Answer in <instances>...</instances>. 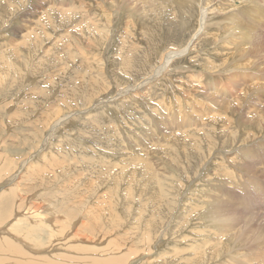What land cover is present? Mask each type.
<instances>
[{
  "label": "rangeland",
  "instance_id": "rangeland-1",
  "mask_svg": "<svg viewBox=\"0 0 264 264\" xmlns=\"http://www.w3.org/2000/svg\"><path fill=\"white\" fill-rule=\"evenodd\" d=\"M111 1L4 0L0 3V229L3 228L0 239L12 241L21 234L17 238H23L22 243L27 241L25 244L33 248L48 249L57 242L54 239L57 227L60 237H66V246L55 245L60 250L51 253L54 258H58V253L70 255L78 251L83 258L90 255L104 258L112 255L103 251L110 248L115 254L113 259H120V264H264L258 258L232 261L234 251L244 258L250 247L235 240L219 244L224 235L217 237L215 233L223 232L222 226L202 216L212 201L207 195L211 190L221 196L219 205L228 214L237 215L240 221L245 218L250 227H253V214L263 203L255 198L249 186L244 189L228 183L224 189L216 187L220 167L231 172L236 180L234 145L223 147L219 137L205 139L202 131L194 132L196 126L199 130L204 127L207 115H213V111L202 115L203 106L206 108L208 104L203 88L219 82L224 90H230L241 83V88L245 86L252 92L260 86L262 78L256 77L260 73L255 75L251 67L253 58L248 56L237 62L244 70L233 71L229 67L233 72L227 75L226 70L210 69L209 75L217 80L210 76L207 80L203 72L207 71L205 56L210 53L206 54V50L227 40L222 38L227 33L214 26L219 20L209 19L205 32L194 39L192 50L173 59L160 73L162 76H155L153 65L160 62L161 53L181 48L200 27L196 5L184 6L187 12L183 14L177 5L181 0H164L173 4V9L163 6L162 11L155 10L156 7L152 11L151 8L147 18L141 11V1L133 10L127 6L132 0ZM63 6L70 9L61 12L58 8ZM110 13L114 23L108 20ZM25 34L24 40L20 38ZM170 34L176 37L169 38ZM180 35L184 40H180ZM17 44L18 48H13ZM219 53L223 57H212L217 64L225 57H235L229 48L223 49V53L220 49ZM213 55L216 56L215 52ZM125 58L130 61L139 58L138 62L134 61L138 64L132 66L133 70L125 71L121 66ZM261 69L264 71V66ZM146 76L155 77L146 84L143 83ZM135 85L138 87L133 89ZM70 111L72 114L57 123L59 126L49 138L48 128ZM189 114L198 125L194 121L190 126ZM176 122L182 125L178 127ZM184 129H190L189 133ZM158 147L160 150H156ZM223 150L231 153H219ZM209 151L210 155L203 157ZM254 158L264 165L260 154ZM119 172L124 175H118ZM161 175L168 186H153L145 181ZM11 179L13 184L6 188L5 182ZM35 216L41 218L42 224L35 229L45 233L32 241L23 234L29 223L40 222ZM42 217L53 220L56 227ZM18 218L24 225L17 234L11 233L12 237L6 229ZM72 225H76L73 234L64 235ZM251 229L243 235H249L252 247L255 236H251L254 235ZM5 234L10 238H2ZM22 243L17 240L15 244L18 247L20 244L21 249ZM213 245L218 248L209 250ZM31 251L34 250L29 248L26 252L33 257ZM213 251L217 257L207 258ZM4 253L6 257L2 258L7 261L18 259L7 257L12 254L6 250ZM51 258L56 264L58 260ZM65 258L60 257V262L65 263ZM7 261L5 264L10 263Z\"/></svg>",
  "mask_w": 264,
  "mask_h": 264
},
{
  "label": "bare ground",
  "instance_id": "bare-ground-1",
  "mask_svg": "<svg viewBox=\"0 0 264 264\" xmlns=\"http://www.w3.org/2000/svg\"><path fill=\"white\" fill-rule=\"evenodd\" d=\"M2 1H4V0H0V3ZM139 1H141V4H142V10L141 9L140 10L142 11L143 15H145V17H147V18H149V14L152 13L153 8H155V7H156L155 10H159V11L163 10V6H167V7L171 8V9H173V7H174L173 4H170V2H164V0H137V1L132 0L130 4H127V6L130 5V7L133 10L134 8H136L139 5ZM47 2H45V3L47 4ZM134 2H136V3H134ZM158 2L161 3L159 6H158ZM41 3H43V2H41ZM103 4H104V1H103ZM52 5H54V4H52ZM124 5H125V3H124ZM177 5L180 7V10H181V12L183 14H185L187 12V9L184 6L193 7V5H196L195 9L197 10V13L199 15L198 17H200V27L193 34V37L191 35V37H189V39L186 41V43L182 44L180 46L181 48H179V49H175L174 48L173 50L171 49V50L164 51L163 53H161L160 62L156 63L155 65H153V70L152 71H153V74L155 73V76L159 75L160 73H162V71L167 69L168 68V64L173 59L176 60V57H179L180 55L185 54V53L190 51L194 39L199 38L201 36V34L205 32V27L208 24V22L210 21L209 19H212V20L218 19L219 20L218 22L217 21H216V23L214 22L215 23L214 26L216 25L219 29H221L222 31L224 30L227 33V37H225L224 35H223L224 37H222V35H221V37L223 39H227L228 42H227V40H226V42L223 41V43H221L222 45L218 42L219 44L216 47L214 46L213 48L211 47V49H207L206 50V54L210 53L207 56H205V63H204V65L206 66L207 71L203 72V74L206 73V75L208 77L207 80H209L210 69H212L213 72H216V71H221L222 72V71L226 70L225 74L227 72H230L231 70H233V71L236 70V69L239 70V71L240 70H244L245 69V68H243L244 66L243 67H239V65H237L238 64L237 62H239L240 60H246L248 58V56H251L253 58V64H252L251 67L255 71V75L257 73H260V75H256V77L262 78L261 79L262 82H261L260 86L258 85L257 88L255 87V90L252 89L253 90L252 92H249L245 86H243L241 88L240 87V86H242L241 83H240L239 87H237V84H236L235 86H233L232 89L224 90L222 85L219 82L212 83L211 84L212 87L209 88L208 86H206V84H208L207 81H206V84H204V87L205 86L206 87L203 88L202 92H205V95L207 96L208 104H206V108H205V106H203L204 108H203V111H201V112L203 113L202 115H207V113L210 114L213 111V115H207V119H206L207 123L205 121H203V123L205 122V125H203L204 127H202V129L199 130V128L197 126L194 128V132L202 131L203 134L206 136L205 139H210V138L213 139L214 137H219L220 140L223 143V147H229L231 144L234 145L233 149H235V150H233L232 152L235 151L236 154H234V155H236V156L235 157L233 156L235 158L234 159V163H233V167H234L233 172L235 171V174H236L235 179L236 180L233 179L234 176L232 177V173L231 172H228V171L224 170V168H222V167H220V168L218 167L219 168L218 169L219 178L217 180H215V182H216L215 184H217L216 187H218V188H222L223 187V189H224L226 187V186L224 187V184L226 185L228 183H234L237 187L244 188V189H246V187L249 186V187H251L255 198L262 200V203H263V207L258 209V210H256L255 213L253 214L254 217H253V220H251V223L253 225V227L252 226L251 227L253 229H251V227L247 225V223H246L247 220L245 218H244V220H246V221H244L243 218H242V220H241L242 223H241V221L239 220V217H237V215L228 214L229 212L227 213L226 209H224L223 207H221L219 205V203H221V201H222V200L221 201L219 200V198L221 196L218 195L215 192V190H211V192L209 194H207V195H208V199H211L212 201L209 203L210 206L207 209L204 210L205 214L202 213V216L204 215L205 217L204 216L203 217L206 218L208 221H213V222H216V223H220V225L222 226L223 232H221V233L216 232L215 233L217 237L220 236V235H224L223 236V241L221 243H219V244H223L227 240H235L236 242H240L242 244H245V247H247V246L250 247V250H246L248 252H245L244 258L242 257L241 254L239 255L237 251H234L231 254L232 261H234V262H244V261H246L248 259L254 260L255 258L256 259L258 258L259 262L262 263V261L264 260V257H262V255H264L263 254L264 253L263 252L264 251V228L263 227L261 228V225L264 224V222L261 224L260 221L264 220V165L258 163L256 161V159L254 158V156L256 154H260V156L262 158H264V71H261L262 70L261 69L262 66H264V41H263L264 39H262V38H264V36L262 34V31H264V0H243V1H237V2H234V1L228 2V0H181L180 3L178 2ZM127 6L125 5V8H127ZM131 8H129V9H131ZM151 8H152V11L150 13ZM58 9L61 12H64V11L69 10L70 8H64V6H63V8H58ZM135 10H137V9H135ZM190 11H191V9H190ZM133 12L134 11H132L131 13H133ZM155 13H156V16H157V14H159L158 16H160V12H156L155 11ZM194 13H196V12L194 11ZM133 15H134V13H133ZM175 19H177V18H175ZM108 20H109V22L114 23L113 13L109 14ZM183 20H186V19L184 18ZM210 25L211 24L209 23L208 26H210ZM33 26H34V23H33ZM33 26H30L29 28L32 30ZM177 26L180 27L179 24H177ZM180 32H181V30H180ZM218 32L221 33V31H218ZM20 36H21L20 38H22L24 40L27 35L25 34V35H20ZM168 36H169V38H171V36L176 37L175 34L174 35L170 34ZM180 36H181L180 40H184V36L183 35H180ZM14 37H16V36L14 35ZM13 48L17 49L18 48V44L16 46H14ZM228 48L230 49L231 54L233 53L232 56L235 55V57H232L231 59H228V57L227 58L225 57V58H223L224 60L220 64H217L218 62L214 61L212 59V57H215V59H216V57H223L222 56L223 54L222 55H218V54H220L219 53L220 49H222V53H223V49L228 51ZM131 51H133V48H131ZM211 51H213V53L215 52L216 56L213 55V53H211ZM0 53H2V52H0ZM129 54H131V53H129ZM136 55L138 57V54H136ZM138 60H139V58H136L134 61L138 62ZM134 61L133 60L130 61L129 59L125 58L124 61L122 62L123 64L121 66L124 67L125 71L133 70L134 68L132 66L133 65L135 66V65L138 64L137 62H136L137 64L134 63ZM229 67H230L231 70L229 69ZM187 70H188V68H187ZM195 71H194V73H195ZM233 71H231V73ZM250 71H252V70H250ZM221 75L222 74H220V76ZM155 76H149V77L146 76L147 78H145L143 83L148 84L150 82L149 80L153 79V77H155ZM223 76H224V72H223ZM217 77H219V76H217ZM210 78L212 80L213 79L217 80V78L213 77V75H211ZM195 81H197V80H195ZM195 81H193V83H195ZM199 84H200V82H199ZM251 84L252 83H250V85ZM258 84H259V82H258ZM201 85H203V84H201ZM136 87H138V86L135 85V87H132V88L135 89ZM122 90L119 93H121ZM240 99H242L243 102H241ZM94 105H96V104H94ZM160 107H161V105H160ZM181 109H182V107H181ZM185 109L186 108H184V110ZM187 112H189V111H187ZM80 113H84V112L81 111ZM71 114H72V112L70 111L66 116H63V117L59 118V120H57L55 123L52 124V126L50 128H48V137L49 138H50L51 133L54 131V128L57 126V123H60L61 121L66 120L67 117L70 116ZM169 114L171 116V113H169ZM165 116L167 118V114ZM172 117H173V115H172ZM189 118L191 120V121L189 120L190 126L192 124H195L194 121H196V119L194 120L193 115L192 116L190 115ZM163 120H165V119H163ZM175 120H176V118H175ZM173 124H174V121H173V123H169V124H166V125H167V127H171ZM196 124L198 125L197 121H196ZM175 125L179 127L182 124L176 122ZM186 130L188 132V130H190V129H186ZM186 130L184 129L183 131L186 132ZM163 132H164V130H163ZM181 132H182V130H181ZM176 133L178 134V132H176ZM165 134H167V133H165ZM173 134H175V133H173ZM181 134L177 135V136H181ZM195 135H198V134L195 133ZM168 137H171V135L170 136L168 135ZM200 137H201V135H200ZM164 138H165V136H164ZM166 140H168V138ZM215 140L216 139H214V142H215ZM191 141L194 142V140H191ZM216 141H218V140H216ZM220 142L218 141V143H220ZM45 144H47V142ZM154 144H155V142L152 143L151 145L153 146ZM210 147H211V145H210ZM162 148H164V146ZM135 150H136V148H135ZM156 150H160V148L156 149ZM215 150H216V148H215ZM226 150L220 151L219 153L222 152V154L225 153V155H226V153L228 152L227 154H229L230 151H226ZM199 153H197V154H199ZM210 153H211V151L206 153V156H203V157H207L208 154L210 155ZM231 155H233V154H231ZM222 156H224V155H222ZM228 157H229V155L227 156V158ZM189 158L190 157H188V159ZM224 158H225V156H224ZM200 159H203V158H200ZM144 160L145 159H142V161H144ZM231 162H233V161H231ZM161 164L165 166L164 162H162V161H161ZM206 165L207 166L205 168H208V163ZM228 165H232V164H230L229 161H228ZM161 168L165 169V167L164 168L161 167ZM231 168H232V166H231ZM229 169H230V167H229ZM124 172H119L117 174L118 175H122V174L124 175ZM105 174H107V173H105ZM145 181L148 184H151L153 186H157V185H161V184L164 185V186H168V183L166 182V178H165L164 175L163 176L161 175V176L150 177V178L146 179ZM5 183L6 184H4V185L7 186L6 188H8V187H10L9 186L10 184H13V179H11L9 182L7 181ZM211 184L213 185V180L210 181L209 185L211 186ZM215 184H214V187H215ZM229 185H232V184H229ZM235 185H232V186H234V188H235ZM1 187H2V185H1ZM0 193H1V191H0ZM223 206H225V205H223ZM182 209H183V207H182ZM19 216L23 217L22 214L19 215ZM19 216L16 215V217H19ZM10 217H12V215ZM244 217H245V215H244ZM35 219L36 220L39 219L40 222H37V224L29 223V226H27L25 228V234H23L26 237H28L27 239H29V240L32 239V241H35L37 235H40V234H42L44 232V231H39V230L35 229L36 226L42 227L41 218L39 216H35ZM42 219H45V221H50L51 223H49V224H52V225L54 224L53 220H48L47 217H42ZM23 220H25V219H23ZM251 223H249V224H251ZM23 225L24 224L22 223V219L21 218L15 219V221H13V223L9 226V228L6 229L7 230V234L9 233L10 236H12L11 233H16L17 234V231L22 229ZM200 225H202V224H200ZM20 226H22V228H20ZM75 226L76 225H72L70 227V229L67 232L64 233V235H67V236L70 237L73 234V232L75 231V229H76ZM254 226L256 227L255 228L256 230L254 229ZM54 227H56V225ZM2 229L3 228L1 227V229H0V233L1 234H3L1 232ZM48 229H49V231H52L51 228L47 227V230ZM248 229H251L250 231H253L254 235H251V236L253 238L255 236V238H254L255 240H252L253 239L252 237L250 238L254 242L253 246L256 247L255 251L252 250L254 248H252L253 246L251 247V243L252 242H249V239H248L249 235H247V236L243 235L244 231H246ZM59 230H60V228L56 227V230H55L56 231V237L54 239L57 240V242H56L55 245L57 247L58 246H60V247L66 246V244L64 242L66 240V237L65 238L60 237L61 235L59 234ZM4 233H6V232H4ZM7 234H5L4 237H2V236L1 237L2 238H6V237L9 236ZM10 236H9V238H10ZM20 236H21V234H20ZM20 236H17V237H20ZM242 236H244L246 238V240ZM17 237H16V239L22 243L23 241L21 239H23V238L18 239ZM16 239H14V240H16ZM243 239H244V241H243ZM1 240L2 239H0V241ZM14 240L11 241V239H3L0 242V253H1V251H3V253H4V250H6L10 254H12V255H7V257L8 256H13L14 258L18 257V259L17 258L16 259H12V258L9 257L10 258L8 260L10 262L9 264H55V262H56L55 259H57L60 262V259H59L60 257L63 258V259H64V257H66L65 258V263L66 264H120V259H118V260L117 259H113L115 254L112 251H109L110 248H107L106 250L102 249L103 251H105V253L103 252L104 254H107V255L108 254H112V255H108L106 257H105L104 254H102V255H104L103 256L104 258L94 257L95 255H93V256L90 255L89 258H83L81 256L83 254H80L82 252L78 251V250H80L79 247H78V250H77L78 252H76L75 254L61 255L60 253H58L59 254L58 258H54L55 255H53L51 253H53L56 250H58V248H55L56 247L55 245H54L55 247L51 246L47 242L52 248L54 247V249L50 248L49 246H48L49 247L48 249H50V250H48L46 248L45 249H40V248L37 249V248L31 247V245H26L27 241L26 242L24 241L26 244L25 243H22V244H23V246H25V248L23 246H21V249H20L19 248L20 244H19V247H18L17 246L18 244L17 245L15 244L17 240L15 242H13ZM53 241H52V244L55 243V242L53 243ZM71 241L77 242L79 240L72 239ZM80 241H85V240H80ZM92 241L90 240L89 242H92ZM206 242L207 241L204 240V243H206ZM1 243L3 244V246L5 244V246L3 247ZM35 244H37V243H35ZM215 245H218V244H215ZM215 245H213L209 250H216L218 248V246H215ZM236 247L237 246L234 245V248H236ZM29 248L34 250V251L30 252L31 255L34 254L33 257L32 256L30 257L29 253L26 252L27 250L29 251ZM74 251H76V249ZM68 252H71V251H68ZM201 252H203L202 254H204L205 251H201ZM3 253L0 254L1 255L0 262L2 261V264H3V260L7 261V259H4L6 257V256L4 257L5 253L4 254ZM9 253H7V254H9ZM56 255H57V253H56ZM102 255H100V256H102ZM2 256L4 258H2ZM50 256H52L53 260H55V261H50V258H51ZM197 256L199 257V254ZM259 256H261V258H259ZM194 257H195V255H194ZM194 257L192 256L191 259H194ZM206 257L209 258V259L210 258L213 259L214 257H217V256H216V254H214V251H213V252H209L208 255H206ZM52 258H51V260H52ZM5 261H4V264H5ZM58 261H57L56 264L59 263ZM204 261H205V259H203V262ZM192 262H193V260H192ZM65 263L64 262L63 263L60 262V264H65ZM194 263H196V261ZM6 264H8V263H6ZM190 264H191V262H190Z\"/></svg>",
  "mask_w": 264,
  "mask_h": 264
}]
</instances>
